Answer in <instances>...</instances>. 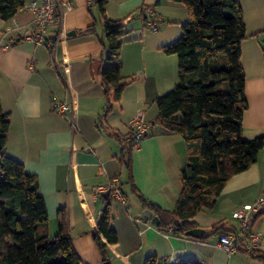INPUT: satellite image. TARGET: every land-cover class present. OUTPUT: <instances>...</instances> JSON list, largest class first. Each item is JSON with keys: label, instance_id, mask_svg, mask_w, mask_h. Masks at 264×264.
Listing matches in <instances>:
<instances>
[{"label": "crops", "instance_id": "1", "mask_svg": "<svg viewBox=\"0 0 264 264\" xmlns=\"http://www.w3.org/2000/svg\"><path fill=\"white\" fill-rule=\"evenodd\" d=\"M68 1L71 9L64 12L62 24L47 33L49 39L58 36L53 47L33 44L14 30L3 36L14 22L30 28L31 10L22 7L10 19L0 18V43L12 41L0 47V102L10 119L5 152L37 176L49 233L57 231L62 208L82 262L102 264L92 232L97 233L98 215L105 203L100 188L117 178L126 201H109L111 227L118 236L115 243L107 245L110 264H144L147 256L168 262L261 264L241 244L233 251L226 250L218 244L221 235L209 232L219 222L230 233L237 231L239 221L231 216L232 211L264 199V148L253 164L230 177L212 208L195 215L196 227L203 230L200 237L167 232L147 219L126 183V171L119 160L122 145L112 130L127 134L135 116L142 112L148 129L131 154L133 180L146 200L161 209H174L182 186L185 141L180 133L167 132L154 120L156 98L173 88L178 74L177 55L166 54L161 47L181 36L182 24L188 20L186 6L171 0H107L108 18L130 16L120 38V60L125 80L135 77L107 115V129L98 126L104 105L98 73L104 64L103 20L92 0ZM239 2L246 29L241 65L248 103L242 136L253 139L264 135V0ZM142 8L152 9L157 16L156 30L144 25ZM91 25L93 29L85 30ZM64 101L71 110L62 114L53 104ZM252 228L261 234L258 250L264 252V212L252 218Z\"/></svg>", "mask_w": 264, "mask_h": 264}, {"label": "trees", "instance_id": "2", "mask_svg": "<svg viewBox=\"0 0 264 264\" xmlns=\"http://www.w3.org/2000/svg\"><path fill=\"white\" fill-rule=\"evenodd\" d=\"M92 1L103 20L101 59L104 64L98 73L104 88V105L98 126L109 129L107 115L120 102L125 86L135 79L133 76L125 80L120 60V38L127 31L126 20L130 16L110 19L105 14L107 0ZM171 1L186 6L188 20L182 24L181 36L161 47L164 53L177 55L178 74L173 88L156 98L158 113L154 123L167 132L180 133L185 141L186 160L180 169L182 186L173 210L161 209L146 200L136 187L131 159L134 147L128 140L131 130L125 135L112 130V134L122 145L119 160L126 171V183L142 208L151 209L159 217L160 229L166 230L174 224L172 232L186 234L196 227L195 215L213 207L230 177L257 160L264 148V135L253 139L242 136L243 114L248 103L241 65V41L246 29L239 0ZM24 4L25 0H0V18H12ZM140 12L144 25L151 19L156 21L157 16L149 14L148 9L142 8ZM91 29L92 25L85 30ZM9 126V113L3 111L0 102V264H84L74 249L64 210L59 208L61 218L57 231L50 234L37 176L6 154ZM102 197L107 207L97 221L94 239L102 264H110L107 245L115 243L118 236L111 227L109 201L112 197L105 199L104 193ZM263 212L264 202L254 219ZM213 234L230 232L219 222L211 227L209 235ZM237 243L248 251L240 239ZM248 252L264 264V252L258 248ZM144 264L200 263L168 262L165 258L147 256Z\"/></svg>", "mask_w": 264, "mask_h": 264}, {"label": "built area", "instance_id": "3", "mask_svg": "<svg viewBox=\"0 0 264 264\" xmlns=\"http://www.w3.org/2000/svg\"><path fill=\"white\" fill-rule=\"evenodd\" d=\"M23 8L29 9L34 13L32 25L30 28H22L18 22H14L12 26L6 28L2 32L3 36H6L8 32L17 31L18 34L32 42L33 44H44L48 47H53L56 43V38H48V31L56 26H60L63 21V15L65 11L71 9V2L68 0H31L27 5L24 4ZM148 13L153 15L152 9H148ZM146 26L156 30L157 25L155 20L151 19L146 22ZM12 43L11 40L6 41L4 44L0 43V47H7ZM55 110L64 114L71 110V106L68 102H55L53 104ZM148 129V124L144 119L143 113L139 112L131 125V137L128 138L129 142L136 148L140 141L145 137ZM109 191V195L112 198H116L121 202H125L126 198L120 183L117 178H113L106 187L100 188L101 192ZM264 199H258L255 202L243 204L235 208L231 216L239 221V229L228 235H221L218 244L226 250L233 251L237 246V241L240 239L248 251L257 249L261 242V234L252 228V218L256 212L259 211ZM174 224H170L166 231L172 232Z\"/></svg>", "mask_w": 264, "mask_h": 264}, {"label": "water", "instance_id": "4", "mask_svg": "<svg viewBox=\"0 0 264 264\" xmlns=\"http://www.w3.org/2000/svg\"><path fill=\"white\" fill-rule=\"evenodd\" d=\"M72 33H74V32H72ZM108 197H109V191L106 190L104 192V198L107 199ZM106 207H107L106 204L102 205L101 210H100L99 215H98V218H100L103 215L104 210L106 209ZM142 214L145 217L149 218L151 220V222L154 223V224H158L160 222L159 217L156 216L154 214V212L151 209H149V208L143 209ZM202 233H203V230L201 228H198V227H193V228L187 230V232H186L187 235L195 236V237L202 236L203 235ZM92 234L95 235V232H92Z\"/></svg>", "mask_w": 264, "mask_h": 264}, {"label": "rangeland", "instance_id": "5", "mask_svg": "<svg viewBox=\"0 0 264 264\" xmlns=\"http://www.w3.org/2000/svg\"><path fill=\"white\" fill-rule=\"evenodd\" d=\"M29 0H25V2H28ZM128 194H130V192L128 191Z\"/></svg>", "mask_w": 264, "mask_h": 264}]
</instances>
